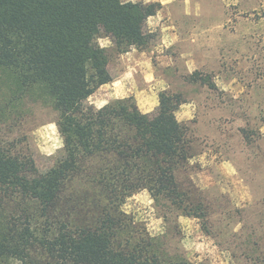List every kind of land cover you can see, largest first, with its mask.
Returning <instances> with one entry per match:
<instances>
[{
    "label": "trees",
    "instance_id": "trees-1",
    "mask_svg": "<svg viewBox=\"0 0 264 264\" xmlns=\"http://www.w3.org/2000/svg\"><path fill=\"white\" fill-rule=\"evenodd\" d=\"M162 8L159 1L0 0V66L17 81L0 96V264H206L179 255L124 209L148 191L184 215L207 218L210 204L187 176L193 145L177 117L182 94L162 91L147 113L134 96L103 107L90 101L114 80L116 55L156 42L148 21ZM25 98L58 113L64 146L44 163L25 135L6 127L24 116Z\"/></svg>",
    "mask_w": 264,
    "mask_h": 264
},
{
    "label": "rangeland",
    "instance_id": "rangeland-1",
    "mask_svg": "<svg viewBox=\"0 0 264 264\" xmlns=\"http://www.w3.org/2000/svg\"><path fill=\"white\" fill-rule=\"evenodd\" d=\"M165 1L172 2L160 17L167 36L177 42L162 47V33L151 18L158 37L146 50L154 51L158 77L170 86L159 82L146 93L152 107L160 104L162 91L182 94L185 103L177 117L188 126L193 145L187 176L210 206L207 218L199 220L141 191L124 209L152 235L166 237L182 257L206 264H258L255 258L264 257V0ZM101 43L111 42L102 38ZM119 58L112 62L114 73ZM161 67L168 68L162 72ZM15 86L13 74L0 66V96ZM99 95L97 90L90 101ZM22 105L24 116L6 127L13 137L25 135L44 163L61 150L47 152L59 145L58 130L48 128L58 113L32 98Z\"/></svg>",
    "mask_w": 264,
    "mask_h": 264
},
{
    "label": "crops",
    "instance_id": "crops-1",
    "mask_svg": "<svg viewBox=\"0 0 264 264\" xmlns=\"http://www.w3.org/2000/svg\"><path fill=\"white\" fill-rule=\"evenodd\" d=\"M142 1V0H140ZM148 1V0H147ZM144 1V2H147ZM150 1V0H149ZM162 3L163 8L154 16L149 18V24L151 23V18H154L155 25L160 29L162 33V47L169 48L176 41L175 38H171L167 36V27L165 22L160 17V12L165 10L172 1L165 0H154ZM150 26V25H149ZM151 28V26H150ZM156 28V30H157ZM152 29V28H151ZM178 44V43H177ZM158 48V47H157ZM152 53L154 51L148 50H140L137 48H133L132 50L121 54L118 59V67L117 71H115L114 80L109 83L102 85L98 90H100V95L97 99L92 101V103L96 104L97 107H103L106 104L117 100L123 99L129 96H134L138 100V105L143 112H151L156 106L159 104L156 101L155 105L152 107L149 104L148 93H146V89H152L155 85H158L159 82H167L168 80L164 77H158V67L152 58ZM183 56H188V53H183ZM170 64V63H169ZM171 65V64H170ZM166 65L169 68L172 66ZM160 68L162 72H165L166 68ZM167 87L170 86L169 82H167ZM166 87V86H165ZM96 93V92H95ZM143 102V104H141ZM50 126V127H49ZM49 130L55 131L58 130L59 133V145L55 147L54 151H47L49 153H53L58 149H62L64 146V139L60 134L58 125L56 122L48 125ZM56 134H54L55 136ZM57 136V135H56ZM57 138V137H56ZM58 144V143H57ZM53 148V147H49ZM48 150V149H47Z\"/></svg>",
    "mask_w": 264,
    "mask_h": 264
}]
</instances>
